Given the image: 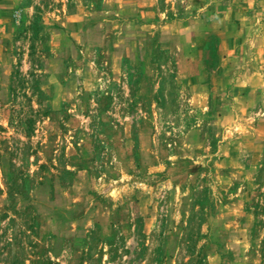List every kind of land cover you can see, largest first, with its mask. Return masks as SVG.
Returning a JSON list of instances; mask_svg holds the SVG:
<instances>
[{
	"label": "rangeland",
	"instance_id": "1",
	"mask_svg": "<svg viewBox=\"0 0 264 264\" xmlns=\"http://www.w3.org/2000/svg\"><path fill=\"white\" fill-rule=\"evenodd\" d=\"M0 264H264V0H0Z\"/></svg>",
	"mask_w": 264,
	"mask_h": 264
}]
</instances>
